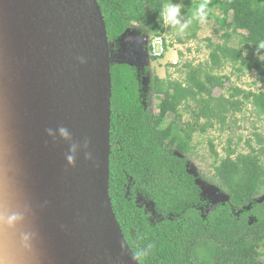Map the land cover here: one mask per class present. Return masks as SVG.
<instances>
[{
  "label": "trees",
  "instance_id": "obj_1",
  "mask_svg": "<svg viewBox=\"0 0 264 264\" xmlns=\"http://www.w3.org/2000/svg\"><path fill=\"white\" fill-rule=\"evenodd\" d=\"M96 1L113 57L109 195L139 264H262L264 146L237 153L229 139L224 155H219L209 142L217 187L227 198L208 211L199 207L201 187L187 163L195 147L194 134H204L216 124L224 127L228 115L242 111L244 104L252 105L264 120V88L226 86L229 75L215 72L230 62L237 71H254L264 84V62L257 59L256 45L264 41V0H185L193 13L202 3L207 4V13L212 7L220 12L214 19L223 30L219 35L223 41L212 45L206 38L211 46L209 63H184L183 80L162 78L146 63L120 59L124 34L132 30L143 37L165 31L161 13L168 0ZM195 36L191 31L189 37ZM137 44L150 60L157 59L149 55L147 45ZM147 74L148 92L158 100L157 112L142 100ZM216 87L227 94L215 95ZM169 114L173 117L167 121ZM257 139L262 144L261 137Z\"/></svg>",
  "mask_w": 264,
  "mask_h": 264
},
{
  "label": "water",
  "instance_id": "obj_2",
  "mask_svg": "<svg viewBox=\"0 0 264 264\" xmlns=\"http://www.w3.org/2000/svg\"><path fill=\"white\" fill-rule=\"evenodd\" d=\"M111 62L96 0H0V217H13L0 222V256L8 264H139L109 195ZM61 126L70 140L46 131ZM86 139L96 163L84 159ZM72 144L75 166L65 159Z\"/></svg>",
  "mask_w": 264,
  "mask_h": 264
},
{
  "label": "rangeland",
  "instance_id": "obj_3",
  "mask_svg": "<svg viewBox=\"0 0 264 264\" xmlns=\"http://www.w3.org/2000/svg\"><path fill=\"white\" fill-rule=\"evenodd\" d=\"M168 3L179 5L181 23L188 22L189 24L183 32H180L179 25L172 26L164 23L166 29L161 34L166 41V53L164 56L154 61L150 60L146 51L142 52L137 42L146 45V40H151L152 35L148 34L142 37L131 30L125 35L124 42L122 41L126 45L120 59L123 58L140 65L146 63L149 69L159 77L164 78L169 75L172 79L183 80L187 71L184 63L190 62L194 66L209 63L211 46H208L206 38H210L212 45L223 41L219 37L223 30L219 29L214 19L215 16L220 15V12L215 7H212L210 10L212 14L208 12L206 19L202 21L197 17L196 12L193 13V10L189 9V2L185 0H168ZM193 30L196 32V36L189 37ZM230 44L235 46L236 40L232 39ZM135 45H138L140 50ZM175 61L176 63H174ZM215 72L229 75L230 81L226 82V86L231 83L238 87L255 91L264 88L263 82L258 79V75L254 71H237L230 62H225L222 68L219 71L215 70ZM147 80L148 74L143 79L142 100L152 112H157L158 100L153 94H149ZM221 93L227 94L226 89L219 87L214 89L215 95ZM188 116L186 112L184 117L188 118ZM172 117L169 114L167 121L172 119ZM257 136L261 137L262 144L258 142ZM229 139L231 147L235 148L237 153H246L250 151L251 147L257 150L260 145L264 146V120L252 105L246 103L243 105L242 111L228 115L224 127L216 124L215 127L207 130L206 133H196L193 136L195 147L187 167L201 187L202 202L199 207L203 211L211 210L218 202L227 198L226 194L217 187V178L214 175L215 156L211 151L209 142H212L214 149L219 155H224V149L228 146ZM179 155L182 154L179 153ZM261 156L264 160V153ZM263 198L264 195L260 197V200ZM259 262L264 264V255L259 257Z\"/></svg>",
  "mask_w": 264,
  "mask_h": 264
},
{
  "label": "clouds",
  "instance_id": "obj_4",
  "mask_svg": "<svg viewBox=\"0 0 264 264\" xmlns=\"http://www.w3.org/2000/svg\"><path fill=\"white\" fill-rule=\"evenodd\" d=\"M163 20L165 23L170 24L172 26H177L179 25L180 32H183L187 27H188V22L181 23V9L179 5H175L172 3H168L162 10L161 13ZM196 15L200 20H205L207 17V4L202 3L200 6L196 9ZM257 45V52L260 53L257 55V59L264 62V41L259 42ZM80 60V63H86L87 61L83 58L80 57L78 58ZM47 133L50 136H55L56 134L59 135L61 139L64 140H70L71 139V133L68 131L67 128L61 126L55 131L53 129H46ZM92 143L91 139H86L83 143V148H84V159L86 161H90L92 163H96L93 152L89 151V146ZM79 148V145L77 144H72L69 148V154L65 156V159L67 163L71 166H75L76 162V152ZM13 217L8 216V217H0V222H8L10 223Z\"/></svg>",
  "mask_w": 264,
  "mask_h": 264
},
{
  "label": "built area",
  "instance_id": "obj_5",
  "mask_svg": "<svg viewBox=\"0 0 264 264\" xmlns=\"http://www.w3.org/2000/svg\"><path fill=\"white\" fill-rule=\"evenodd\" d=\"M146 45L147 51L151 56L160 58L166 53V41L161 35H152L151 40H146Z\"/></svg>",
  "mask_w": 264,
  "mask_h": 264
},
{
  "label": "bare ground",
  "instance_id": "obj_6",
  "mask_svg": "<svg viewBox=\"0 0 264 264\" xmlns=\"http://www.w3.org/2000/svg\"><path fill=\"white\" fill-rule=\"evenodd\" d=\"M0 260H2L5 264H8L7 260L5 258H2L1 256H0Z\"/></svg>",
  "mask_w": 264,
  "mask_h": 264
},
{
  "label": "flooded vegetation",
  "instance_id": "obj_7",
  "mask_svg": "<svg viewBox=\"0 0 264 264\" xmlns=\"http://www.w3.org/2000/svg\"><path fill=\"white\" fill-rule=\"evenodd\" d=\"M150 55V54H149Z\"/></svg>",
  "mask_w": 264,
  "mask_h": 264
}]
</instances>
